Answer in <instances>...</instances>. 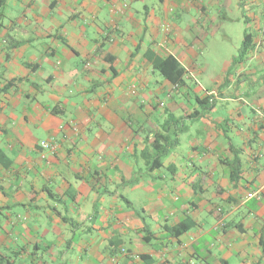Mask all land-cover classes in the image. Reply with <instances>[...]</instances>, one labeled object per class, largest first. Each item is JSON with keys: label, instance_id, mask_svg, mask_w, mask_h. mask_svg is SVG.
<instances>
[{"label": "crops", "instance_id": "0c3cea01", "mask_svg": "<svg viewBox=\"0 0 264 264\" xmlns=\"http://www.w3.org/2000/svg\"><path fill=\"white\" fill-rule=\"evenodd\" d=\"M232 3L0 0V264H264V0L190 94Z\"/></svg>", "mask_w": 264, "mask_h": 264}, {"label": "rangeland", "instance_id": "374dc122", "mask_svg": "<svg viewBox=\"0 0 264 264\" xmlns=\"http://www.w3.org/2000/svg\"><path fill=\"white\" fill-rule=\"evenodd\" d=\"M238 2L239 0H233L232 11L226 9L218 13L214 12V14L219 16H227L228 19H222L214 31L216 33L209 36L205 41L203 52L200 54L197 62L199 64H208L209 70L204 71L205 73L199 75L197 80H193V84H191L193 85V91L190 94L194 101L197 94L202 95L203 89L216 88L218 86L217 83L223 82V79L229 74L224 70L225 63H230L241 52L246 23L243 19L244 16H242L243 12L236 8ZM244 15L246 14L244 13ZM230 71L232 72V70ZM227 86L228 84L222 90L225 89L227 94H229ZM215 103L217 107L212 112L213 117L229 118V101L216 97ZM222 125L224 126V123ZM185 141H190V138H187ZM78 238V235L74 237L73 242L76 243Z\"/></svg>", "mask_w": 264, "mask_h": 264}, {"label": "trees", "instance_id": "16d2710c", "mask_svg": "<svg viewBox=\"0 0 264 264\" xmlns=\"http://www.w3.org/2000/svg\"><path fill=\"white\" fill-rule=\"evenodd\" d=\"M246 37H248L247 34H245L243 45H242L239 56H241V54L244 51H246L249 47L246 42ZM157 68L161 72V74L166 79H169L171 82L173 83H183L184 82V76L187 70L176 60L175 57L167 56L165 58H162L160 60V63L157 65ZM166 137H168V135H166ZM47 149H50V147ZM188 227L189 225H187L185 221H182L174 227L173 231L175 232V234H177L180 232H184L186 228Z\"/></svg>", "mask_w": 264, "mask_h": 264}, {"label": "built area", "instance_id": "2783aa9c", "mask_svg": "<svg viewBox=\"0 0 264 264\" xmlns=\"http://www.w3.org/2000/svg\"><path fill=\"white\" fill-rule=\"evenodd\" d=\"M39 145L42 147V149H47L50 147V149H53L55 146L54 140H42L40 141Z\"/></svg>", "mask_w": 264, "mask_h": 264}]
</instances>
